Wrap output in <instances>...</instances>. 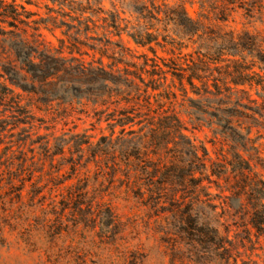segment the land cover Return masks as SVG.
Instances as JSON below:
<instances>
[{"label":"trees","instance_id":"obj_1","mask_svg":"<svg viewBox=\"0 0 264 264\" xmlns=\"http://www.w3.org/2000/svg\"><path fill=\"white\" fill-rule=\"evenodd\" d=\"M105 1L0 0V108L13 93L1 79L26 92L73 100L84 79H115V88L106 78L98 93H115V125L122 129L110 176L117 196L146 209H162L165 200L176 208L181 189L209 172V153L202 149L200 155L196 132L214 129L218 139L220 128L234 125L228 112L245 101L255 106L246 117L264 127V0H115L110 9ZM188 5L198 6L196 17ZM238 19L245 22L241 28ZM85 55L95 60L86 64ZM104 59L115 69L107 71ZM6 111L0 120L2 231L30 247L44 243L47 253L81 228L101 239L115 235V228L122 236L126 226L102 185L76 173L77 161H71L70 178L62 174L66 161L55 165V156L72 144L32 140L27 123L6 117ZM126 127L138 128L132 139L125 138ZM243 136L250 140L249 133ZM76 149L84 154L83 144ZM187 176L194 180L188 183ZM188 208L170 213L178 214L174 229L196 250V233L209 237L212 231L200 229L194 203Z\"/></svg>","mask_w":264,"mask_h":264},{"label":"rangeland","instance_id":"obj_2","mask_svg":"<svg viewBox=\"0 0 264 264\" xmlns=\"http://www.w3.org/2000/svg\"><path fill=\"white\" fill-rule=\"evenodd\" d=\"M113 4L115 0H106L105 8L110 9ZM187 10L196 17L198 6L188 5ZM237 23L241 28L245 22L238 19ZM42 33L55 43L49 32ZM125 44L135 49L127 39ZM2 52L0 48V55ZM83 59L86 64L95 60L87 55ZM103 64L107 71L115 69L112 60L104 59ZM93 66L97 68L100 64L95 62ZM106 78L111 81L107 84L115 88L112 85L115 79L86 78L84 90L72 92L74 100L55 94L26 92L1 79L13 93L5 108H0V120L7 109L6 117L27 123L24 126L32 140L41 136L51 143L57 139L70 142L73 148L56 155L55 165L66 161L62 174L70 178L75 174L71 161H77L80 165L76 173L97 180L108 192L106 201L125 224L126 232L119 236L115 228V235L101 239L81 228L66 244L59 242L47 253L44 243L30 247L16 234L8 229L2 231L0 227V264H264V127L253 125L246 117L252 115L250 110L255 106L245 101L243 108H232L228 113L234 125L220 128L218 133L223 134L218 139L214 129L196 132L195 145L200 155H203L202 149L209 153L208 160L204 157L208 174L203 178L197 174L195 180L187 176L188 183L194 181L188 189H181L176 208L165 200L162 209H146L136 200L126 203L118 198L117 181L110 178L115 177V138L122 135V129L115 125V93H98ZM35 85L39 87L38 83ZM251 96L256 99L254 93ZM237 127L242 130L241 134ZM20 130L13 129L12 133L18 134ZM136 130L137 127H126L123 134L132 139ZM248 133L249 141L243 136ZM76 144H83V155ZM35 148L38 149L39 144ZM94 152L98 154V161L94 159ZM222 154H226L227 159L224 160ZM46 171H51L49 165ZM196 180L197 187L194 186ZM191 203L200 213V223H203L199 224L200 229L203 226L206 230L208 226L212 231L209 237L196 233V250H191L188 241L174 229L178 214L170 213L172 209L186 213Z\"/></svg>","mask_w":264,"mask_h":264}]
</instances>
